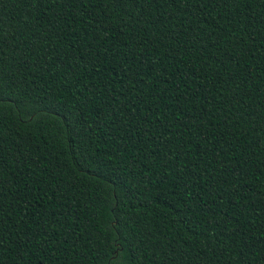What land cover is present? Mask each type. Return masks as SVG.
<instances>
[{"label": "trees", "instance_id": "obj_1", "mask_svg": "<svg viewBox=\"0 0 264 264\" xmlns=\"http://www.w3.org/2000/svg\"><path fill=\"white\" fill-rule=\"evenodd\" d=\"M0 264H264V0H0Z\"/></svg>", "mask_w": 264, "mask_h": 264}]
</instances>
